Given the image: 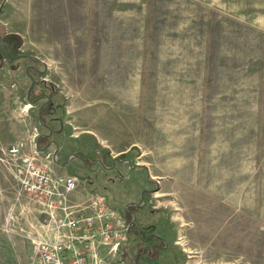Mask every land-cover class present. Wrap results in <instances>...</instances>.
Segmentation results:
<instances>
[{
    "label": "rangeland",
    "instance_id": "374dc122",
    "mask_svg": "<svg viewBox=\"0 0 264 264\" xmlns=\"http://www.w3.org/2000/svg\"><path fill=\"white\" fill-rule=\"evenodd\" d=\"M233 1L70 0L69 25H59L64 11H41L38 24L24 27V41L14 46L0 27L10 59L27 55L10 62L0 49V157L12 144L27 142L26 152L38 151L46 161L49 148L41 151L38 137L48 131L45 124L59 127L65 108L52 100L39 113L58 87L68 94L67 105L79 99L85 107L113 108V125L117 94L124 92L126 125L142 142L137 161L149 162L160 180L149 196L189 228L183 239L192 250L189 264H264V0H246V6ZM67 34L73 41L49 39ZM31 67L39 71L31 91L35 103L27 96ZM101 155L58 157L121 213L125 205L133 209L122 198L142 191L106 187L101 169L125 164L117 174L132 186L137 173L147 178V170ZM42 158L37 163L45 165ZM12 176L0 166L1 186H10ZM108 180L115 187L119 181L111 174ZM4 200L0 264H31L35 245L54 240L53 218L26 195L12 211Z\"/></svg>",
    "mask_w": 264,
    "mask_h": 264
},
{
    "label": "crops",
    "instance_id": "0c3cea01",
    "mask_svg": "<svg viewBox=\"0 0 264 264\" xmlns=\"http://www.w3.org/2000/svg\"><path fill=\"white\" fill-rule=\"evenodd\" d=\"M240 3L242 2L234 0L231 4L240 6ZM244 3L246 6V0H244ZM92 6H90V8ZM0 7V27L5 35L9 37L8 43L10 46H14L16 40L21 42L24 41L26 32V28L24 27L28 29V27L36 26L41 11H43L44 14L47 13V10L49 11L48 13H52L53 10L59 12L64 11V13L58 14L60 16L59 25H69L72 18L71 14H69L70 10H72L70 7V0H0ZM48 18H52V15H48ZM48 35L50 36V34ZM49 39L53 42H69L73 41L74 36L67 34L66 37L60 36L53 38L52 36L49 37ZM124 96V92L117 94V124L113 125L112 122H109L114 118L113 108L107 105H100V103L85 107L83 103L80 104L82 100L79 99L72 100L67 105L70 99H68V94L59 87L57 92H55L53 96V106L56 107L57 105L54 103L57 102L63 103L65 113L60 117L61 119H58V128L48 124L51 129V135L45 137H47L48 141L53 142V144L48 149L49 152L46 161L43 160L40 154L37 155L38 159L42 158V161L48 168L60 173L75 175V173H70L65 165L66 162H62L64 160L58 157L59 154H61L63 158L67 157L70 159L72 157H77L82 152L83 155L90 152L94 155L95 151L96 154L102 151L104 156L101 155V158L103 161L105 158H112L113 161H120L122 163H127V161L130 160L133 162L134 168H140L139 170L146 169L148 175L147 178H143L141 173H137L136 176L138 179L135 180L132 186L130 185V181L126 182L123 180V176L117 174L119 169L125 167V164L115 163L110 167L107 166L101 169L102 178L104 179L103 181L106 187L110 185L113 188H117V191H119L121 187L131 186L134 190V195L137 190L142 191V195L137 198L127 200L126 198H122L125 204L134 206V208L130 210L128 206L125 205L123 213H121L120 208L114 206L112 202H110L111 200L106 193L96 188H89L90 186L86 179L83 180V184L79 182L78 189L68 196L66 210L63 211L62 209H58L53 213V238L54 240L74 238V241L79 246L87 242L77 239L78 236H85L87 232L86 229L80 227L76 229L77 231H74L67 227H61L58 220L65 216V212L93 215L98 208V196L103 195L106 197V205L117 210L125 221L126 217L130 218L132 215L134 216L133 218L131 217L132 221H130V224H127L126 232L125 229L121 230L122 238L117 246L114 247L113 242L101 244L99 246V255L106 264H189L192 250H188L183 244V239L186 238L184 241L187 242L189 238V228L184 230L185 225L182 222L179 223L177 217L168 214L163 207L153 204V200L149 196L150 191L154 189V186H156L158 184L157 182H160V180L154 179L156 175L151 173V165L149 162L144 161L140 163L137 161L141 156L140 151L142 150V142L140 136L132 134L134 132L129 133L132 127L131 124L126 125V122H129V118L128 115L125 114ZM42 134V138L44 139V135L49 134V129L46 132H42L41 135ZM39 137L41 138L40 135ZM25 145L28 148L29 143L26 142ZM55 153H57L56 156ZM122 154L126 156L123 159L119 158ZM9 158V155L0 157V166L10 169L13 175V169ZM97 160H100V157L97 156ZM85 164L88 166L87 168L91 169H96L98 167L96 162L92 163L91 166L89 162H85ZM84 168L85 167L82 166V169ZM110 174L113 176L116 175L119 180L116 187L114 184L111 185V183H109L108 177ZM8 187H6L5 184L3 186L0 185V207L6 203L4 200V198H6L10 202H16L14 205H11L9 202L10 205L7 206V210L12 211L15 206L17 207L18 201L21 199L19 186L14 176L10 177V186ZM134 195L131 196L133 197ZM131 225H134L133 229H130ZM99 226L100 223L97 222L96 228ZM130 234L134 235V237L136 236V239L132 241ZM139 234L143 235L142 239L139 237ZM123 240L126 241L123 242ZM126 252L128 256H125Z\"/></svg>",
    "mask_w": 264,
    "mask_h": 264
},
{
    "label": "built area",
    "instance_id": "2783aa9c",
    "mask_svg": "<svg viewBox=\"0 0 264 264\" xmlns=\"http://www.w3.org/2000/svg\"><path fill=\"white\" fill-rule=\"evenodd\" d=\"M38 153L26 152L24 142L12 144L6 151L20 194L28 196L53 217L58 209L66 210L68 196L78 189L79 180L75 175L38 164ZM97 205L93 215L65 212V216L58 220L61 227L74 231L80 227L86 229L85 236H78L77 239L87 242L79 246L74 238L40 241L35 245V259L31 264H106L98 248L110 242L117 246L126 221L117 210L106 205L105 196H98ZM97 222L100 223L98 228Z\"/></svg>",
    "mask_w": 264,
    "mask_h": 264
},
{
    "label": "water",
    "instance_id": "95a60500",
    "mask_svg": "<svg viewBox=\"0 0 264 264\" xmlns=\"http://www.w3.org/2000/svg\"><path fill=\"white\" fill-rule=\"evenodd\" d=\"M0 49L3 51V44L0 42ZM5 53V52H4ZM27 55L26 54H19V55H17L14 59H10V62H14V61H16V60H18V59H20V58H24V57H26ZM27 71H28V69H27ZM30 77H31V79H32V81H31V85H30V87H29V90H28V93H27V96H28V99H30V93H31V91H32V89L34 88V86H35V80H34V78H33V76L30 74ZM39 98H37V99H34V100H31L30 99V101H31V103H35L37 100H38ZM45 99H46V101H45V103L42 105V107H41V111H40V113H39V116H41V112H42V108L46 105V104H48L50 101H51V98L50 97H45ZM45 124V123H44ZM46 125V127L49 129V134H47V135H45V136H50L51 135V129H50V127L47 125V124H45ZM39 143H40V137L38 138V140H37V147L39 148V149H41V151H46L52 144H53V142H50V143H48L45 147H43V148H40V146H39ZM58 152V151H57ZM56 154L57 153H55V156H56ZM99 161H101V160H99ZM102 162V161H101ZM128 162H130L131 163V166H133V164H132V162L130 161V160H128ZM132 226V225H131Z\"/></svg>",
    "mask_w": 264,
    "mask_h": 264
},
{
    "label": "trees",
    "instance_id": "16d2710c",
    "mask_svg": "<svg viewBox=\"0 0 264 264\" xmlns=\"http://www.w3.org/2000/svg\"><path fill=\"white\" fill-rule=\"evenodd\" d=\"M0 35H2V33L0 32ZM6 46L5 45H3V52H6ZM4 56H5V58H7L8 60H10V56H9V54L8 53H4ZM35 61H39L37 58H35V57H32ZM29 72H31L30 74L32 75V76H35V74H39V71H38V69H36V68H33V67H31L30 68V71ZM32 93V92H31ZM31 93H30V99H31ZM47 97H50L51 98V101L46 105V107H44L43 109H42V112H41V114H44V112H45V109L47 108V106H49V105H51V103H52V100H53V96H47ZM42 119H43V117H42ZM120 157H125V154H122V155H120Z\"/></svg>",
    "mask_w": 264,
    "mask_h": 264
},
{
    "label": "flooded vegetation",
    "instance_id": "af4514ba",
    "mask_svg": "<svg viewBox=\"0 0 264 264\" xmlns=\"http://www.w3.org/2000/svg\"><path fill=\"white\" fill-rule=\"evenodd\" d=\"M46 105H47V104H46ZM46 105H45L44 107H46ZM44 107H43V108H44ZM40 136H41L40 140H42V139H43V138H42V137H43V134H42V135L40 134ZM44 137H45V135H44ZM45 138L47 139V137H45ZM45 138H44V139H45ZM49 142H50V141L45 142V145H43V146L45 147ZM133 226H134V225L131 226L132 229H133Z\"/></svg>",
    "mask_w": 264,
    "mask_h": 264
},
{
    "label": "bare ground",
    "instance_id": "6f19581e",
    "mask_svg": "<svg viewBox=\"0 0 264 264\" xmlns=\"http://www.w3.org/2000/svg\"><path fill=\"white\" fill-rule=\"evenodd\" d=\"M34 89V88H33Z\"/></svg>",
    "mask_w": 264,
    "mask_h": 264
}]
</instances>
